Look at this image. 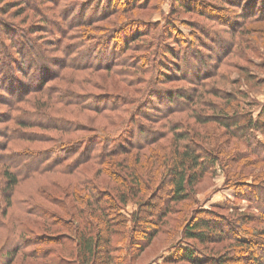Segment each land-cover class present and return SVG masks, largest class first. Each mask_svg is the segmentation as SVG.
Wrapping results in <instances>:
<instances>
[{
  "label": "rangeland",
  "instance_id": "rangeland-1",
  "mask_svg": "<svg viewBox=\"0 0 264 264\" xmlns=\"http://www.w3.org/2000/svg\"><path fill=\"white\" fill-rule=\"evenodd\" d=\"M137 29L138 35L129 42L125 37ZM18 40L24 44L18 46ZM114 62L112 71L90 67ZM123 81L135 84L130 87ZM165 90L174 96L197 93L196 104L175 112L171 123L190 127L200 144L217 153L232 173L240 171L235 156L250 152L252 146L218 122L198 124L189 114L195 109L207 116L221 107L230 114L238 110L255 118L260 113L264 105V0H0V264H7L13 249L17 254L11 264L72 262L59 258L73 259L70 238L74 231L66 225L73 216L80 218V210L85 215L90 211L86 201L76 200L92 187L82 178L95 176L94 192H108L101 193L103 205L124 188L106 173L96 176L98 165L92 162L80 167L89 172L81 175L62 174L60 167L44 171L43 167L59 160L73 162L82 146L99 154L103 145L130 147L160 135L166 130L165 106H178L175 101L169 103L162 93ZM228 93L235 100L228 101ZM129 94L137 99L135 103L123 102ZM138 112L147 113L151 121L136 117ZM249 132L264 144V130ZM171 139L169 133L148 148L161 145L165 149ZM260 151L264 154L263 148ZM148 152L143 151L147 154L141 163ZM248 156L256 157L254 153ZM220 166L203 175L189 198L172 203L161 231L140 253L129 238L141 242L147 221L141 220L139 231H134L131 220L138 207L136 199L119 203L117 211L122 216L115 228L125 237L114 238L113 244L119 246L113 253L115 261L218 264L225 257L232 262L224 264L264 263L259 247L264 245V234L254 237L256 243L248 249L234 246L237 233L250 236L241 228L261 231L264 217H256L260 213L254 195L244 185L234 186L233 178L229 183ZM117 168L112 171L129 172ZM243 169L251 175L249 183L254 175H264V163H246ZM6 171L16 172L18 178L11 187ZM170 186L164 184L154 199L159 207L166 205ZM201 209L211 212L203 213L205 217L222 220L227 236L206 243L182 237L185 224ZM149 213L144 207L142 218ZM241 213L253 217L244 221ZM230 223L238 228L232 229ZM188 242L194 244L200 261L174 257L182 254L178 247Z\"/></svg>",
  "mask_w": 264,
  "mask_h": 264
},
{
  "label": "trees",
  "instance_id": "trees-1",
  "mask_svg": "<svg viewBox=\"0 0 264 264\" xmlns=\"http://www.w3.org/2000/svg\"><path fill=\"white\" fill-rule=\"evenodd\" d=\"M181 5L183 6V4ZM138 31L139 30L137 29V32H132L129 37L126 36L125 38L131 39L129 42L133 41L138 35ZM11 40L15 41L13 39ZM16 43H18V46H22L24 44L21 40H18ZM32 49L34 52H38L37 48L34 47ZM40 58L43 59V56H40ZM65 64L66 62L64 61L63 65L65 66ZM134 64L137 65L136 63ZM116 65L117 64L114 62L106 63L103 65V67L102 65L97 66L94 64L90 67H96L100 69L106 68L112 71ZM77 66H82V64H74V67ZM118 72L116 71L115 73L118 74ZM141 81L143 82V80ZM201 81H203V79ZM123 82L127 85L130 83H126L125 81ZM134 84V82L130 83L129 86L131 87ZM149 85H152V83L150 82ZM137 91L140 92V89ZM162 93L167 94L169 103H171V101H175L178 103L179 107L175 106V108H168L165 106L164 112H166V114L163 115V126L166 127V130L161 131L160 135L151 137L148 140L146 139L137 143H132L130 147L125 145L111 148L103 145V149L99 154L94 153L92 151L93 148H88L87 145L83 149L82 146L80 147V152L77 149L79 156L73 162L64 164L63 161L59 160L58 162H55L54 166L46 165L43 167L44 171H52V168L60 167V172L62 174L75 175V173H77L78 175H81L84 173L88 174L89 172L87 170L85 171L84 169L79 170L80 167L84 164L92 162L98 165V168L95 170L96 176H98L100 173H106L115 180L116 184L124 188V191H122L120 195L118 194V196H112L109 204L105 203L103 205L101 193L107 195L108 192H100L98 190H95L94 192V189H96L98 186L95 182V176L90 178H82L85 180L84 182H91L92 187H90L89 192H87L88 195L86 194L82 197L78 196L76 200L86 201L90 209L88 212L89 216L87 214H83L84 209H82L79 211L80 218L74 219L73 216L70 219L71 222H69V226L66 225L70 231H74V235H72L70 238V241L74 245L71 250L73 259L67 260L65 257L60 256L59 260L61 262L62 260H66L72 261L70 264H119L115 261L113 256L114 251L118 250L119 246L114 245L113 241L115 236H122V239L125 236L120 235L122 233L118 232V230L115 228L116 223H118V220L121 219L122 216V213L118 212L117 208H119V203L124 205L130 198L136 199L135 203L138 204L137 209L132 213L131 221L134 223L133 230L139 231V223L141 220H146L147 224L144 231L143 240L137 243V240L134 239V237H131L132 239L129 238V242L130 245L136 244L137 248H139V253L144 251L148 246L151 245L154 238L161 231L162 224L167 218L168 213L171 212L172 203L180 202L189 198L190 193L193 192V189L195 188L198 181L203 177V175L214 168L216 170L218 165H221L220 167H223L225 170L228 176L227 181L229 183L232 181L231 178H233L234 181L232 182H234V186L237 187L244 185L246 186V192L249 193V195H254L252 198L256 204L255 208L260 213L257 214L256 217H264V175H254V177L251 179V183H249L246 180L249 179V176L251 175L249 173L247 174L243 169L246 163L254 165L255 163H264V154H262L260 151L261 148L264 149V144H262L260 140L256 138V136L254 137L252 132H249L250 130L255 129L264 130V105L256 118L251 113L245 114L244 112H238V110H235L231 114L230 111L224 112V107H221L220 109L217 108L215 110V107H213V114L207 116L197 114L195 109L190 111V117L195 119L198 124L208 123L209 121L218 122L220 125L227 128L228 131H230L233 135L237 136V134H239L242 136L243 139L252 146L250 152L240 151L238 155L235 156V164L239 165L240 171L237 173H232L229 164L226 162L221 163L220 156L217 153L204 148L200 144L201 142L198 140V136L195 135L194 132L191 133V128L188 127L189 125L187 126L188 128H185L179 121L171 123L170 117L175 112L186 111L189 109V106L196 104L198 100L197 93H192L191 95L177 93L175 96L172 92H168L166 90L162 91ZM209 93L215 97H222L216 90L213 92L209 90ZM154 95L155 97H161L159 96V93H155ZM129 96L131 95L129 94L127 97L123 98V102L135 103L137 101V99H131ZM71 98H74V96H71ZM226 98L228 101L231 100V98L232 100H235L232 93H228ZM182 99L183 102H181ZM229 109L231 110L232 108L230 107ZM94 110L99 111L98 108H95ZM138 116L140 118H144L145 120L151 121L147 113L141 115V113L138 112L136 117ZM169 133L172 135V139L170 141V145L165 146V149H163L164 147H161V145H157L154 148H148L150 145H156V143H158L162 137L168 135ZM157 147L161 150H165L166 152L162 153V151ZM147 149L150 150V152H148V157L141 163V158L147 154H144L143 151H146ZM169 153L171 158L169 157ZM253 153L256 155L254 159L248 156L249 154ZM225 154L227 156L230 153ZM131 157L134 158V165L129 164ZM48 159L49 158H46V160ZM116 167H118V170H120L121 167L123 171L126 169L129 172H125V175L117 171H112L115 170ZM7 175V180L10 182V187L17 183L18 178L16 172L6 171V176ZM166 183L171 185L170 190L165 193L166 205L159 207L154 199L158 196L161 187ZM83 185L84 187H87L89 184L83 183ZM76 193L77 192L75 191V194ZM250 199L251 196H249V200ZM144 207L150 211L149 217L147 218H142L141 216ZM203 213L211 212L203 209L195 212V214L189 219L182 230V237L184 239L188 241L206 243L208 241L217 240L219 238H223V236H227L225 226L220 222L221 219L219 220L218 218H215V216L208 214V217H205ZM91 217H95V220H93ZM240 217L245 221L251 220L250 217L253 216L249 213H241ZM123 223L126 222L122 220L121 224L123 225ZM229 225L232 229L238 228L236 223H230ZM241 229V232L244 231L246 234H250V236L248 238L241 237V234L239 235L238 233L233 236L235 243L234 246L237 248L248 249V247H252L256 243L254 237H260L261 234H264V228L261 229V231L254 229V233L247 228ZM190 245L188 244L187 246H179L178 251L182 254L174 257L187 259L191 262L200 261L199 258L195 256L197 255L195 248H192V245L194 244L191 242ZM259 247L262 249V252H264V245ZM16 252L17 249H13L12 254L8 258V262H6L7 264H11L15 260L17 254ZM173 254L174 253H172V255ZM172 255L170 257H173ZM224 259L227 260L223 261ZM228 259L229 258L222 257L219 259L218 264H224L229 261L232 262ZM122 263L123 262H120V264Z\"/></svg>",
  "mask_w": 264,
  "mask_h": 264
}]
</instances>
